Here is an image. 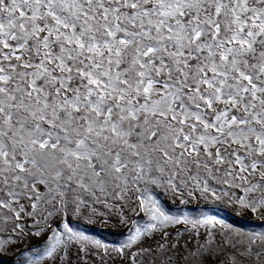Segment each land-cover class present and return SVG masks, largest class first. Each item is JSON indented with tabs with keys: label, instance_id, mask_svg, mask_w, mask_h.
<instances>
[{
	"label": "snow or ice",
	"instance_id": "1",
	"mask_svg": "<svg viewBox=\"0 0 264 264\" xmlns=\"http://www.w3.org/2000/svg\"><path fill=\"white\" fill-rule=\"evenodd\" d=\"M229 208L264 221V0H0V259L264 264Z\"/></svg>",
	"mask_w": 264,
	"mask_h": 264
},
{
	"label": "rangeland",
	"instance_id": "2",
	"mask_svg": "<svg viewBox=\"0 0 264 264\" xmlns=\"http://www.w3.org/2000/svg\"><path fill=\"white\" fill-rule=\"evenodd\" d=\"M160 198L166 207L175 211L176 208L173 206L171 199L165 197L162 190H160ZM197 207L195 202L189 204L186 208L181 206L182 210L192 211ZM220 216L225 217L229 222L234 223L236 226L243 227L245 230L255 229L260 231L264 228V221L258 220L255 217L249 219L244 216L238 210H233L231 208L227 211L220 209ZM82 228L86 230L89 234L97 236L98 238L104 239L108 242L114 241L119 238V234L122 231L119 227L114 226V222H110L109 225H105L102 222H84ZM13 259L11 254H6L2 259H0V264H9V261Z\"/></svg>",
	"mask_w": 264,
	"mask_h": 264
}]
</instances>
